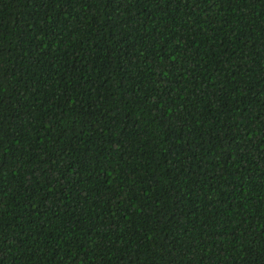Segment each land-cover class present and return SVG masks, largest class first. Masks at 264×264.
I'll use <instances>...</instances> for the list:
<instances>
[{
    "label": "trees",
    "instance_id": "trees-1",
    "mask_svg": "<svg viewBox=\"0 0 264 264\" xmlns=\"http://www.w3.org/2000/svg\"><path fill=\"white\" fill-rule=\"evenodd\" d=\"M0 264H264V0H0Z\"/></svg>",
    "mask_w": 264,
    "mask_h": 264
}]
</instances>
